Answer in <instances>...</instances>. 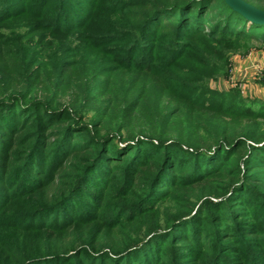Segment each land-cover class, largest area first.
<instances>
[{"label":"trees","instance_id":"trees-1","mask_svg":"<svg viewBox=\"0 0 264 264\" xmlns=\"http://www.w3.org/2000/svg\"><path fill=\"white\" fill-rule=\"evenodd\" d=\"M255 44L225 0H0V264H264V101L210 87Z\"/></svg>","mask_w":264,"mask_h":264},{"label":"rangeland","instance_id":"rangeland-1","mask_svg":"<svg viewBox=\"0 0 264 264\" xmlns=\"http://www.w3.org/2000/svg\"><path fill=\"white\" fill-rule=\"evenodd\" d=\"M20 25L26 24L20 23ZM10 28L19 29V25L11 24ZM11 29L6 27V31H10ZM263 71L264 45L255 44L246 54H233L231 56L229 75L211 81L210 87L219 91L237 90L246 103L256 100L264 101Z\"/></svg>","mask_w":264,"mask_h":264},{"label":"water","instance_id":"water-1","mask_svg":"<svg viewBox=\"0 0 264 264\" xmlns=\"http://www.w3.org/2000/svg\"><path fill=\"white\" fill-rule=\"evenodd\" d=\"M236 12L252 23L264 24V11L247 3L244 0H225Z\"/></svg>","mask_w":264,"mask_h":264}]
</instances>
